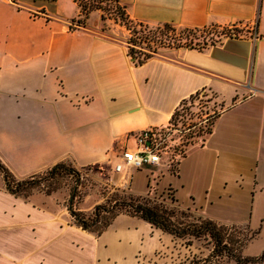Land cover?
Wrapping results in <instances>:
<instances>
[{
    "label": "crops",
    "instance_id": "obj_1",
    "mask_svg": "<svg viewBox=\"0 0 264 264\" xmlns=\"http://www.w3.org/2000/svg\"><path fill=\"white\" fill-rule=\"evenodd\" d=\"M117 2L130 19L151 26L242 25L249 33L135 65L126 43L102 33L97 14L78 22L75 0H0L1 163L18 180L60 163L105 165L134 146L129 136L166 125L191 96L211 94L221 110L202 143L176 160L174 172L170 154L141 169L174 175L168 186L180 209L245 228L242 257H259L264 0ZM134 173L111 181L129 190ZM178 246L177 238L127 213L99 234L85 231L51 196L12 195L0 176V264H179Z\"/></svg>",
    "mask_w": 264,
    "mask_h": 264
},
{
    "label": "rangeland",
    "instance_id": "obj_2",
    "mask_svg": "<svg viewBox=\"0 0 264 264\" xmlns=\"http://www.w3.org/2000/svg\"><path fill=\"white\" fill-rule=\"evenodd\" d=\"M103 6L105 7L107 4L104 2ZM90 14H92L91 21L95 19L97 14L102 26L101 31H103L102 33L104 35L124 43L127 41L130 36L129 32L120 22L114 19V15L111 12L107 10L104 12L94 11ZM81 18L82 16L78 17L79 23L80 21H84ZM226 28L220 26L215 29L208 28L205 29L202 35L208 34L210 31H212L211 33H215V31L220 32ZM176 29L177 32L181 33V27H177ZM229 29L236 30L234 33L238 38L247 37L249 33V29L242 25ZM186 34L182 33V36ZM197 36H199V33ZM201 38L202 36L198 37V39ZM175 50L177 49L162 48L154 58H170ZM220 110L221 104L211 94L194 95L179 105L177 115L175 116H184L186 120L183 122V126H191L189 134L192 138L189 139L192 142L188 151L192 147L202 143L207 135V130L211 122ZM62 164V166H58L55 169L50 168L42 173L22 180H18L14 176L9 177V182L13 188L19 184L18 193L21 197L28 198L33 195L51 196L59 206L66 208L68 214V207L71 206L74 212H80L86 220L92 218L97 206L107 208L110 210L109 213L99 210L100 222L94 228L96 232L102 230L104 224L111 218L113 212L121 210L115 207L116 202L117 204L126 202V197L128 196H132L134 199L145 197L152 202V197L146 194L151 193L152 196H157V198L161 195L166 197L167 193L171 191L168 190L171 188L168 186V182L176 181V177L172 174L163 175L136 169L131 181V187L127 190L116 187L113 181H111V163L109 164V162L105 165L89 166L82 169L74 168L69 164ZM0 176L3 179V171L1 168ZM151 176H153L152 179ZM150 181L151 183H149ZM132 189H146L147 192L144 195H135ZM171 189L174 190V188ZM164 205V209L167 212L173 213L172 218L175 226L179 230L184 229L186 232L185 235L177 238L179 244L178 250L180 251L177 259L179 264H246L241 263L239 260L242 257L241 249L249 236V232L245 228L234 225H220L211 221L215 227H213V233L209 234L205 230L206 228H212L211 225L206 226L205 222L209 220L203 219L192 212L182 210L179 207L172 206L171 204L164 203ZM113 207L114 209L112 210ZM126 210L128 209H122V211ZM197 229L200 233L197 235L190 234L191 230L194 231Z\"/></svg>",
    "mask_w": 264,
    "mask_h": 264
},
{
    "label": "trees",
    "instance_id": "obj_3",
    "mask_svg": "<svg viewBox=\"0 0 264 264\" xmlns=\"http://www.w3.org/2000/svg\"><path fill=\"white\" fill-rule=\"evenodd\" d=\"M79 9V17L81 19H86L88 15L94 11L104 12L105 10L111 12L114 15V19L122 26L126 28L130 36L125 42L128 49L129 56L133 59L135 65H142L146 61L154 58L162 48H174V49H195L202 50L204 48L214 46L221 43L223 40L228 38H238L234 33L236 30L233 29H223L222 31H215L211 33L202 35L205 29L208 28H219V26L211 25L203 28H186L181 27V33L177 32V27L171 24H161L156 26H151L142 22H136L129 18L126 11L122 6H120L117 0H75ZM104 2L107 6H103ZM111 10V11H110ZM80 19V18H79ZM239 32V31H237ZM182 33L186 34L182 36ZM199 33V36L197 34ZM198 39V37H201ZM192 98V96L190 97ZM186 101V100H185ZM184 101V102H185ZM177 110L173 113L171 119L177 118ZM212 123V122H211ZM211 127V125H210ZM210 127L207 130V134L210 133ZM63 164H57L52 168L55 169ZM176 162L173 163L171 171L174 172L176 168ZM0 168L3 171V181L5 189L12 195L19 196V184L16 187H12L9 182V177H13L11 172L0 162ZM170 190V189H168ZM152 197V202L148 198H132V196L126 197V202L115 203L117 209H121L118 212H113L111 218L104 224L102 230L96 232L94 228L99 224L100 211L109 213L110 210L107 208H101L97 206L93 212V216L87 219L80 213L74 212L72 207H68V211L74 223L85 231H89L95 234L101 233L112 221V219L120 213H127L132 216L139 217L145 222L149 223L152 227L160 229L161 231L172 235L175 238H180L186 234L185 230H179L173 222V213L167 212L164 208V203L171 204L172 206L178 207L176 200L174 199L172 191L167 193L164 198L161 196H152L151 193L146 194ZM127 208L128 210L122 211V209ZM114 207L112 208V210ZM206 226L212 228H206V232L209 234L213 233V224L209 220L206 221ZM188 231V230H187ZM199 230H191L192 235H197ZM264 259V252L259 257H241L239 260L241 263L262 261Z\"/></svg>",
    "mask_w": 264,
    "mask_h": 264
},
{
    "label": "built area",
    "instance_id": "obj_4",
    "mask_svg": "<svg viewBox=\"0 0 264 264\" xmlns=\"http://www.w3.org/2000/svg\"><path fill=\"white\" fill-rule=\"evenodd\" d=\"M185 120L184 116H179L170 119L166 125L129 136L134 140V146H125L113 158L107 160L111 162V177L125 174L129 179L133 170L158 166L167 154L171 156L172 167L173 163L182 158L191 146L192 141L189 139L192 138L189 134L191 126H183Z\"/></svg>",
    "mask_w": 264,
    "mask_h": 264
}]
</instances>
